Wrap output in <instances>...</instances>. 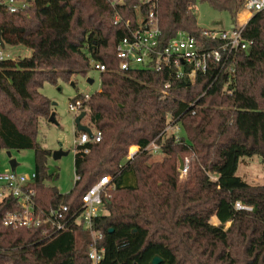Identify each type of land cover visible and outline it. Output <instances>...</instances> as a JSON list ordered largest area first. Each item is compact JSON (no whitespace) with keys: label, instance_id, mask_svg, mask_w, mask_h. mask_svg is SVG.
<instances>
[{"label":"trees","instance_id":"obj_1","mask_svg":"<svg viewBox=\"0 0 264 264\" xmlns=\"http://www.w3.org/2000/svg\"><path fill=\"white\" fill-rule=\"evenodd\" d=\"M199 1L228 11L235 22L245 0ZM197 2L32 0L16 12L0 6L4 44L31 50L0 60V147L34 151L36 175L28 186L43 209L65 204L69 212L78 210L84 192L102 175L111 176L107 213L93 220L105 246L99 264H150L155 255L162 258L159 264H202V254L234 263L235 236L244 247V264H264V184L237 174L241 156L258 154L264 164V10L244 26L243 35L253 44L237 54L232 87L215 82L194 114L187 102L207 89L211 71L194 85L174 82L165 97L166 71L119 70L116 44L126 29L114 23L116 14L134 20L153 9L164 38L186 31L201 40ZM92 60L106 66L100 89L87 100L89 123L102 137L74 149L79 178L62 193L46 182L52 178L46 169L52 150L36 137L40 119H48L54 109L40 89L44 82H71L74 73L88 74ZM168 114L181 123L179 141L164 131ZM151 141L160 145L158 159L145 149ZM133 145L139 148L129 157ZM191 155L182 178L179 157ZM237 201L247 208H236ZM18 208L12 196L0 201V264H92L83 227L75 236L63 232L48 238L41 227L4 226L6 212ZM213 215L218 225L210 222Z\"/></svg>","mask_w":264,"mask_h":264},{"label":"built area","instance_id":"obj_2","mask_svg":"<svg viewBox=\"0 0 264 264\" xmlns=\"http://www.w3.org/2000/svg\"><path fill=\"white\" fill-rule=\"evenodd\" d=\"M120 0L118 2H123ZM148 2L149 0H143ZM32 0H0V6H4L10 12H16L31 5ZM264 10V0H245L243 6L235 18L233 27L228 30L204 29L202 34L205 39L198 40L186 31H178L174 36L164 38L163 31L159 25L158 17L151 9L146 15L140 13L134 20L123 18L121 15L114 16V23H122L126 33L116 44V54L119 58V70H152L166 71L169 79L161 89L163 96L172 94L173 83L184 80L191 85L202 79L208 71L213 73L207 89L199 93L187 104L194 114L200 107V100L207 90L219 80H223L225 88L235 80L236 57L238 52L248 51L252 47L253 40L244 37L243 29L248 16L257 11ZM246 12L248 16L239 19V15ZM211 42V44H210ZM13 58L0 46V60ZM93 69L101 72L106 69L104 63L91 61ZM91 93L76 95L68 104L69 110L78 115L82 110L89 108L87 100ZM92 132L81 131L74 139L75 148L84 146L88 142H98L102 133L94 128L93 124H87ZM165 132L172 134L176 141L182 137L181 123L171 114L167 116ZM137 146V145H135ZM132 148V146H131ZM130 148V149H131ZM137 146V150H138ZM129 149V150H130ZM155 153L161 152L160 145L151 141L146 148ZM87 152L88 149L86 148ZM136 152V151H135ZM134 152V153H135ZM129 151V157L134 155ZM2 154L7 156V167L0 171V201L8 196L15 198L19 208L6 212L2 219L4 226L12 227H41L42 233L52 238L63 232H70L75 236L76 228L83 227L89 233L88 258L92 264H99L104 258L105 246L101 244L103 232L95 229L93 220L104 214V198L112 181L110 175H102L82 195V204L78 210L69 212L65 204L51 206L48 209L39 207L35 200V192L29 188V184L35 179V172L31 174L17 173L9 163L7 151L0 147V164L3 163ZM191 156H184L183 168L180 169V177H185L190 166ZM79 178L76 175V179ZM215 179V176H212ZM238 209L247 208L240 201L235 203Z\"/></svg>","mask_w":264,"mask_h":264},{"label":"rangeland","instance_id":"obj_3","mask_svg":"<svg viewBox=\"0 0 264 264\" xmlns=\"http://www.w3.org/2000/svg\"><path fill=\"white\" fill-rule=\"evenodd\" d=\"M195 14L198 25L203 29L228 30L234 23L228 11L214 9L207 2L199 0L195 5ZM2 49L7 51L13 58L23 57L31 53V50L24 45L5 44ZM88 78H92L93 82H89ZM70 80L75 84L65 82L61 79L58 80L57 84L44 82L40 90L54 103L53 108L58 123L56 124L48 119L41 118L36 136L37 140L44 147L52 151L57 149L68 151L66 155H62L59 158H54L51 155L46 161L47 172L52 175V178L46 182L47 184L55 185L62 193L69 192L76 180L74 169V139L76 138L77 128L74 119L77 115L69 110L68 104L77 93H92L99 90L101 86L100 72L93 68L86 75L74 73ZM82 123H89V108L86 110V115L82 119ZM10 151L12 157L17 161V173L31 174L35 172L34 151L32 149ZM129 151L134 153L137 151V146L133 145ZM1 156L4 163L0 165V171H3L7 167L8 158L4 154ZM161 156L162 154L159 152L155 153L153 158L158 159ZM237 174L249 183L264 184V164L261 161V157L258 154L241 156ZM103 213H107V211L104 210ZM210 222L214 225L219 224V220L215 215L210 218ZM228 226L229 223H227L226 227ZM237 240V236H235L234 242L238 246L235 249L234 263L222 262L219 259L217 260L214 257L202 254V264H244V247ZM188 244L190 246L191 241Z\"/></svg>","mask_w":264,"mask_h":264},{"label":"water","instance_id":"obj_4","mask_svg":"<svg viewBox=\"0 0 264 264\" xmlns=\"http://www.w3.org/2000/svg\"><path fill=\"white\" fill-rule=\"evenodd\" d=\"M234 24L231 25V27H233ZM4 41L3 39L1 38V35H0V46L1 47H4ZM251 50V47L248 49V51ZM88 81L89 82H92L93 79L92 78H88ZM71 84H74V82H71ZM52 104H54L52 102ZM86 115V111L85 110H82L74 119V122H75V125H76V128L78 131H85L87 132L90 136H92V132H91V129L90 127L87 125V124H83L82 123V119L85 117ZM49 121L51 122H54V123H58L56 121V118H55V111L53 110L48 118ZM68 153V151H64L63 149H57V150H53L52 151V155L54 158H59L61 157L62 155H66ZM7 155L9 157V163L11 165V168L13 170L16 169V165H17V161L15 158L12 157V154H11V151L8 150L7 151ZM179 168L182 169L183 168V159L181 157H179ZM112 229H110L111 231ZM162 261V258L159 256V255H155L151 261H150V264H159L160 262Z\"/></svg>","mask_w":264,"mask_h":264},{"label":"bare ground","instance_id":"obj_5","mask_svg":"<svg viewBox=\"0 0 264 264\" xmlns=\"http://www.w3.org/2000/svg\"><path fill=\"white\" fill-rule=\"evenodd\" d=\"M247 16H248V14L246 12H243L242 19L246 18Z\"/></svg>","mask_w":264,"mask_h":264},{"label":"crops","instance_id":"obj_6","mask_svg":"<svg viewBox=\"0 0 264 264\" xmlns=\"http://www.w3.org/2000/svg\"><path fill=\"white\" fill-rule=\"evenodd\" d=\"M250 17H251V15H250V16H248V19H249ZM92 82H93V81H92ZM53 110H54V109H53ZM83 124H87V123H83ZM3 163H4V162H3ZM3 163H2V164H3ZM2 164H0V165H2Z\"/></svg>","mask_w":264,"mask_h":264}]
</instances>
